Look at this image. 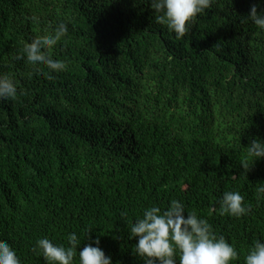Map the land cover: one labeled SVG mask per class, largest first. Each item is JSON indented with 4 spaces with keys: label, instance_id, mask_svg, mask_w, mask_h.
I'll list each match as a JSON object with an SVG mask.
<instances>
[{
    "label": "trees",
    "instance_id": "obj_1",
    "mask_svg": "<svg viewBox=\"0 0 264 264\" xmlns=\"http://www.w3.org/2000/svg\"><path fill=\"white\" fill-rule=\"evenodd\" d=\"M253 4L264 10V0H213L178 40L150 0H0V75L17 87L0 100V241L21 264H45L37 239L67 246L73 232L77 252L98 238L113 264H143L131 224L173 199L236 248L230 264H244L264 240V159L247 156L264 141ZM60 22L68 33L47 54L66 68L49 80L16 57ZM225 191L251 211L221 216Z\"/></svg>",
    "mask_w": 264,
    "mask_h": 264
},
{
    "label": "clouds",
    "instance_id": "obj_2",
    "mask_svg": "<svg viewBox=\"0 0 264 264\" xmlns=\"http://www.w3.org/2000/svg\"><path fill=\"white\" fill-rule=\"evenodd\" d=\"M212 3L213 0H150V7L155 21L165 25L179 40L188 33L190 23L198 15L206 13ZM245 19L264 32V10L258 12L257 5L250 7ZM67 33L68 25L58 23L50 34L24 43L23 56L18 55L16 59H25L36 69L46 68L42 74L49 80L53 79V74L64 71L66 65L52 59L47 50ZM16 95L14 79L0 75V100H11ZM247 156L251 158V164L264 159V141L253 139L247 146ZM242 166L245 170L249 168L247 164ZM257 191L264 194V184ZM218 204L221 216L240 218L251 211V206H246L244 197L236 191H225ZM185 212L184 203L173 199L163 209L155 205L145 208L142 215L133 221L128 238L136 239L133 253L143 264H230L239 259L236 248L225 237L214 234L206 219L195 212H187L185 217ZM80 243L81 239L73 232L67 236V246L54 244L44 237L36 240L32 251L42 256L45 264H77V259L78 264H113L112 258L99 247L98 238L77 252ZM0 264H21L16 250L6 241H0ZM244 264H264V240H257L248 250Z\"/></svg>",
    "mask_w": 264,
    "mask_h": 264
}]
</instances>
